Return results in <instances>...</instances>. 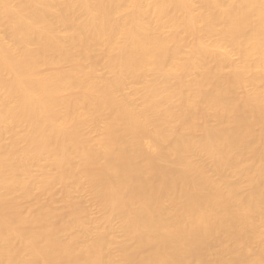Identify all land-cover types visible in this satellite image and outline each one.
Returning a JSON list of instances; mask_svg holds the SVG:
<instances>
[{
  "label": "bare ground",
  "instance_id": "obj_1",
  "mask_svg": "<svg viewBox=\"0 0 264 264\" xmlns=\"http://www.w3.org/2000/svg\"><path fill=\"white\" fill-rule=\"evenodd\" d=\"M0 264H264V0H0Z\"/></svg>",
  "mask_w": 264,
  "mask_h": 264
}]
</instances>
